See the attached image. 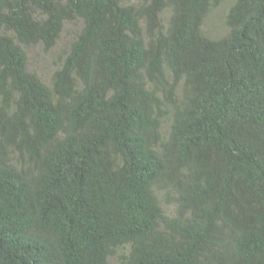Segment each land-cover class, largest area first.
I'll return each instance as SVG.
<instances>
[{
  "label": "trees",
  "instance_id": "1",
  "mask_svg": "<svg viewBox=\"0 0 264 264\" xmlns=\"http://www.w3.org/2000/svg\"><path fill=\"white\" fill-rule=\"evenodd\" d=\"M216 3L0 0V264H264V0Z\"/></svg>",
  "mask_w": 264,
  "mask_h": 264
},
{
  "label": "rangeland",
  "instance_id": "2",
  "mask_svg": "<svg viewBox=\"0 0 264 264\" xmlns=\"http://www.w3.org/2000/svg\"><path fill=\"white\" fill-rule=\"evenodd\" d=\"M234 0H218L213 10L206 18L203 31L206 35L212 38H219L225 35V18L227 11ZM76 28V27H75ZM70 33H64L61 37L58 48L52 53L46 54L40 47L35 46L27 50L28 68L30 71H34L42 79H49L54 70V61H57V56L60 55V51L68 47L70 43ZM113 264H118L114 262Z\"/></svg>",
  "mask_w": 264,
  "mask_h": 264
}]
</instances>
